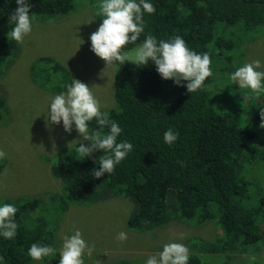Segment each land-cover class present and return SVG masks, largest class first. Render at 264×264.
Segmentation results:
<instances>
[{"label":"trees","instance_id":"16d2710c","mask_svg":"<svg viewBox=\"0 0 264 264\" xmlns=\"http://www.w3.org/2000/svg\"><path fill=\"white\" fill-rule=\"evenodd\" d=\"M77 1L30 0L29 15L53 19L72 12ZM82 1L97 13L98 0ZM153 5L144 33L157 39L181 35L189 48L208 52L212 74L201 89L187 93L170 79L162 80L150 62L112 65L109 91L92 94L104 97L101 110L121 127L117 139L131 142L133 150L111 174L93 178L91 170L99 167L94 160L101 153L79 160L75 145L80 138L50 166L66 200L53 193H44L41 200L39 187L23 195L30 183L0 194V202L17 207L16 236L0 239V264H37L26 256L28 246L40 242L59 248L58 216L72 202H93L106 194L134 200L130 229H150L171 218L216 222L215 239L194 241L188 264H264V128L258 108L264 106V95L253 97L228 81V73L245 62L244 46L255 35L253 29L264 32V0H153ZM15 7L14 0H0V87L8 55L20 47L6 36ZM31 77L55 93L65 91L72 79L62 62L47 55L34 60ZM5 102L0 95V121L7 117ZM169 126L178 137L166 145L162 133ZM96 129L95 121L89 122V135ZM256 248L260 254L253 252ZM58 257L43 258L44 264H57Z\"/></svg>","mask_w":264,"mask_h":264},{"label":"rangeland","instance_id":"374dc122","mask_svg":"<svg viewBox=\"0 0 264 264\" xmlns=\"http://www.w3.org/2000/svg\"><path fill=\"white\" fill-rule=\"evenodd\" d=\"M90 6L78 0L70 13L49 20L34 19L31 32L8 55L9 68L1 74L0 87L8 107L7 117L0 121V151L6 153L0 166V194L30 183L28 191L21 190L23 195L39 187L40 197L53 193L66 200L62 183L52 175L50 166L55 160L64 159L76 142L73 140L81 137L75 130L64 132L59 124L47 126L42 112L50 96L57 93L45 91L32 81L31 66L37 57L51 56L69 69L72 79L86 83L91 91H109L113 66H105L89 50L88 35L100 22ZM253 31L255 35L244 46L243 59H259L260 70L264 71V32L255 28ZM96 99L105 101L102 96ZM260 100L264 101V96ZM94 200L72 202L67 212L57 218L58 235L65 237L79 228L92 246L84 256L85 264H143L148 255L158 252L165 243H183L190 251L194 241H212L218 231L212 220L199 224L176 218L150 229H130L127 222L135 208L132 198L106 194ZM120 231L127 233L123 242L115 239Z\"/></svg>","mask_w":264,"mask_h":264},{"label":"clouds","instance_id":"9594fccd","mask_svg":"<svg viewBox=\"0 0 264 264\" xmlns=\"http://www.w3.org/2000/svg\"><path fill=\"white\" fill-rule=\"evenodd\" d=\"M14 2L16 7L8 15L11 27L6 36L16 43H22L32 30L34 16L29 15L30 0ZM154 12L153 0H98L96 15L100 22L88 35L89 50L104 61L105 66L117 65L119 68L128 62L135 67H143L150 62L162 80L170 79L174 85L183 86L187 93L196 92L212 74L208 52L194 51L178 34L157 39L150 33H144L145 16ZM142 33L143 39L136 43ZM129 44H134V47L125 49L124 46ZM261 66L259 59L244 62L228 73V81L238 89H246L253 97L264 95V71L260 70ZM64 88L65 91L50 96L46 110L42 112L47 126L59 124L64 132L75 130L81 137L79 141L73 140L77 141L75 155L79 160L100 151L101 155L94 160L99 167L91 170L93 178L111 174L114 167L133 150V144L125 139H117L122 132L121 127L109 117L107 111L101 110L102 106L86 83L71 79ZM258 108L259 126L264 128V106ZM93 120L97 129L89 135V122ZM177 137V131L171 126L162 133V141L166 145L173 144ZM3 159H6V153L0 151V160ZM16 212L14 204L0 202V239L15 238ZM180 236L183 238V234ZM115 239L123 242L127 239V233L120 231ZM91 247L80 229L76 228L72 234L62 237L59 248L33 242L28 246L26 256L37 264H44L43 258L53 259L58 253L57 264H85L84 256L91 251ZM248 259L252 261L254 257ZM188 261V247L173 241L163 244L155 254L148 255L143 264H188Z\"/></svg>","mask_w":264,"mask_h":264}]
</instances>
